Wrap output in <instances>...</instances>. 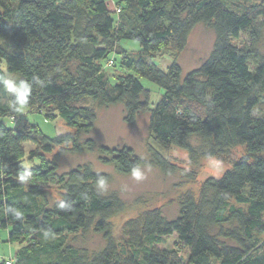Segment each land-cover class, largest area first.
I'll return each mask as SVG.
<instances>
[{
	"label": "trees",
	"instance_id": "obj_1",
	"mask_svg": "<svg viewBox=\"0 0 264 264\" xmlns=\"http://www.w3.org/2000/svg\"><path fill=\"white\" fill-rule=\"evenodd\" d=\"M111 1L118 13L103 0H0V71L30 85L26 111L45 118L56 113L76 131L47 137L35 126L12 129L0 121V229H9L8 241L21 246L10 264H264V57L255 49L264 0ZM198 24L210 25L215 34L208 58L185 76L176 60L159 69L153 56L167 48L181 52ZM241 34L249 47L232 43ZM122 41L138 43L140 51H126ZM112 54L125 71L114 85L106 75ZM139 78L163 91L153 106ZM86 99L121 104L130 125L148 114L149 133L162 148L217 157L243 146L245 153L219 179L205 180L197 200H183L175 218L148 213L128 248H119L109 220L122 207L103 191L106 173L83 165L58 177L55 161L39 157L27 166L23 159L27 142L50 153L89 135L96 115L82 104ZM17 107L16 95L0 85V119L20 117ZM85 143L92 149L91 139ZM151 158L169 171L157 152ZM99 160L123 174L140 166L125 147H101ZM28 175L32 183L57 179L60 200L51 203L41 185L26 186ZM90 230L105 245L89 254L73 246L72 237ZM172 235L175 248L158 247Z\"/></svg>",
	"mask_w": 264,
	"mask_h": 264
},
{
	"label": "rangeland",
	"instance_id": "obj_2",
	"mask_svg": "<svg viewBox=\"0 0 264 264\" xmlns=\"http://www.w3.org/2000/svg\"><path fill=\"white\" fill-rule=\"evenodd\" d=\"M110 10L115 11L111 0H103ZM240 4L259 3L261 0H239ZM116 12V11H115ZM113 19L115 14L111 15ZM215 42V34L210 25L198 24L191 31L185 48L176 53L170 48L162 50L153 56L155 65L162 71L176 60L179 64L182 76L197 69L210 55ZM232 43L238 47H249L250 41L241 34L233 38ZM120 46L128 52L138 53L140 47L133 41H122ZM255 49L259 55L264 57V25L259 34ZM114 64L107 68L106 75L110 76L109 83L114 85L115 77L125 71L119 66V58L113 54ZM109 62V61H108ZM141 84L151 91L152 106L159 100L163 91L139 78ZM82 104L91 107L96 115L95 123L91 133L76 140L77 145L71 143L54 146L50 153H44L37 143L27 142L23 144V159L27 163L39 157L45 161H55L57 175L67 174L69 171L83 165H88L95 172L108 175V183L103 188L105 194L116 196L121 203V210L114 214L109 220L112 238L119 248L127 249L131 235L138 230L145 216L153 210H159L166 219L175 218L180 209V203L188 197L198 199L202 183L208 178L219 179L232 164L241 156L245 150L243 146H237L230 150L229 154L206 157L202 154H189L185 150L176 147L162 148L152 139L148 129V114L138 115L136 122L132 125L124 121V110L121 104L110 106H99L93 101L86 99ZM264 109V98L260 103ZM49 116V117H48ZM47 118L44 114L35 111L24 110L16 119L3 118L0 121L8 128L22 130L25 125L38 128L43 135L54 137L58 135L71 134L76 136V131L66 126L64 121L56 113L49 112ZM27 120L28 122H25ZM28 123V124H27ZM91 139L92 149H88L85 140ZM196 148L199 142L192 140ZM101 147L108 148H130L133 154L140 160V167L144 172V179L133 180L130 174H123L116 170L112 164H103L99 160ZM155 151L167 162L169 171H162L151 158ZM39 162L35 160L34 164ZM32 176H27L26 186L30 184L41 185L48 193L51 203L60 200L63 193L62 184L57 179L46 182L32 183ZM9 229H0V258H12L21 247L17 243L8 241ZM264 238V236H262ZM176 236H168L163 239L159 248L171 249L176 247ZM72 245L85 249L89 254L97 251L105 245L101 234L93 230L80 232L72 237ZM186 259H184V264Z\"/></svg>",
	"mask_w": 264,
	"mask_h": 264
},
{
	"label": "clouds",
	"instance_id": "obj_3",
	"mask_svg": "<svg viewBox=\"0 0 264 264\" xmlns=\"http://www.w3.org/2000/svg\"><path fill=\"white\" fill-rule=\"evenodd\" d=\"M34 79H36L34 77ZM0 85H2L3 90L7 93H13L16 95V104L18 105L17 111L23 112L28 104V96L30 94V85L23 80L17 83V78L7 73L6 70L0 71ZM130 175L133 180L140 181L143 180L144 172L140 166H134L130 170ZM103 184L104 181H99Z\"/></svg>",
	"mask_w": 264,
	"mask_h": 264
},
{
	"label": "built area",
	"instance_id": "obj_4",
	"mask_svg": "<svg viewBox=\"0 0 264 264\" xmlns=\"http://www.w3.org/2000/svg\"><path fill=\"white\" fill-rule=\"evenodd\" d=\"M115 11L118 13L120 11V8L115 6ZM10 263H11V259L10 258L6 259V264H10Z\"/></svg>",
	"mask_w": 264,
	"mask_h": 264
}]
</instances>
